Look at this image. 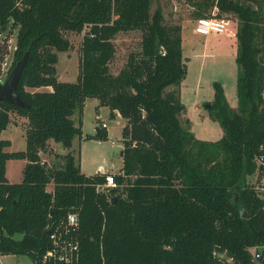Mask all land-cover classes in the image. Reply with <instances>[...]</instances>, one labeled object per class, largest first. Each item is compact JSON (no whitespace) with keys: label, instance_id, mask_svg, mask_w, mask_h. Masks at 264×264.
I'll return each mask as SVG.
<instances>
[{"label":"trees","instance_id":"1","mask_svg":"<svg viewBox=\"0 0 264 264\" xmlns=\"http://www.w3.org/2000/svg\"><path fill=\"white\" fill-rule=\"evenodd\" d=\"M187 1L196 15L215 8L235 17L237 106L214 83L208 115L223 131L216 141L197 139L181 118V25L166 24L152 0H0V35L16 28L9 72L28 52L17 85L27 106L0 101V133L21 117L26 143L9 151L0 137V254L52 264L42 261L47 230L76 212L78 264H253V248L264 263V190L248 182L260 180L254 158L264 145V0ZM132 30L141 32L139 49L111 73L113 40ZM81 32L77 78L61 81L57 53L71 48L67 33ZM91 97L127 121L116 184L100 190L105 174L82 173L70 152L59 168L39 155L49 140L70 149L81 137L72 114ZM85 138L108 133L99 123ZM9 159L25 160L20 182L6 178Z\"/></svg>","mask_w":264,"mask_h":264},{"label":"rangeland","instance_id":"2","mask_svg":"<svg viewBox=\"0 0 264 264\" xmlns=\"http://www.w3.org/2000/svg\"><path fill=\"white\" fill-rule=\"evenodd\" d=\"M157 6L161 7L166 24L181 25L182 53L186 73L180 82L179 93L191 123V131L197 139L216 141L222 137L223 131L219 123L209 117L207 107L214 99V83H219L229 105L237 106L234 23L230 22L231 24L227 26V31L224 33L200 34L194 32V25L195 20L201 16L196 15L195 9L187 0H152L151 11ZM216 13L217 10L212 8L210 14L204 16H215L227 22L234 21L232 18L235 17L232 14L227 13L218 17ZM82 33H67L66 36L71 43V48L57 53L56 70L61 81L73 82L77 78ZM140 38L141 32L138 30L120 32L115 36L113 40L115 55L109 63L111 73L116 74L126 62L128 54L139 49ZM205 38L209 40V43L204 46L206 44ZM15 43L16 28L0 35L1 82L6 79L11 68ZM96 104V98H87L80 115L77 110L72 114L75 125L79 123L81 125L82 135L81 137H74L70 149L50 140L54 143L53 147L57 154L52 152L48 146V154H54V157L51 156V158H54L55 163L51 165L46 162L48 166L62 167L64 165L63 159V162L60 161L62 154L70 152L85 174L95 173L98 165H101L103 172L115 174L120 170L123 146L121 132L127 121L120 116L119 122H117V114L114 113L115 116H113L107 107ZM181 118L185 120V117L181 116ZM100 122H105L107 125L108 139L102 141L86 139V135H92L96 124ZM23 124V118L13 117L8 128L2 132L1 138L12 140V148H7V150L25 149ZM47 161L49 160L47 159ZM24 165L25 160L23 159L6 161L9 182L21 181ZM256 180L255 175L248 177L249 183H256L257 185ZM50 185L51 183L48 184V186ZM252 251L253 249L250 253ZM0 264H34V262L25 254H0Z\"/></svg>","mask_w":264,"mask_h":264},{"label":"built area","instance_id":"3","mask_svg":"<svg viewBox=\"0 0 264 264\" xmlns=\"http://www.w3.org/2000/svg\"><path fill=\"white\" fill-rule=\"evenodd\" d=\"M228 22L224 19L215 16H201L195 20L194 32L200 34L209 33H223L227 30ZM101 126L105 123L100 122ZM254 162L256 168L261 173L257 188L264 190V145H261L255 155ZM114 173H105V181L102 185H98L97 190L102 187L115 186ZM78 215L76 212H70L66 218L59 223L50 227L48 233L50 239V247L42 256V261L52 264H78L80 259V245L78 238ZM260 258L262 253L258 248H253L251 255L255 254ZM221 258L225 257L224 253L219 255ZM264 258V254H263ZM228 264H232L231 258H225Z\"/></svg>","mask_w":264,"mask_h":264},{"label":"water","instance_id":"4","mask_svg":"<svg viewBox=\"0 0 264 264\" xmlns=\"http://www.w3.org/2000/svg\"><path fill=\"white\" fill-rule=\"evenodd\" d=\"M28 59V52H25L23 56L15 63L11 71L8 73L6 79L1 82L0 81V101H9L11 103H14L20 107L27 106L26 103H24L18 93H17V85L20 78V75L22 73V70L24 66L27 63ZM210 105H207L209 107ZM241 216L246 217V211L244 208L241 209ZM50 232V228L47 230V233ZM257 251H255V254L251 255V260L253 264H264L261 259L257 256Z\"/></svg>","mask_w":264,"mask_h":264},{"label":"crops","instance_id":"5","mask_svg":"<svg viewBox=\"0 0 264 264\" xmlns=\"http://www.w3.org/2000/svg\"><path fill=\"white\" fill-rule=\"evenodd\" d=\"M230 22H233L234 23V26H235V22L234 21H228V24H227V26L228 25H230L231 23ZM235 28V27H234ZM227 31V30H226ZM225 32V31H224ZM223 32V33H224ZM209 34H211V33H209ZM208 34V35H209ZM233 34H235V29H233ZM234 38H235V36H234ZM205 42H206V44H204V46L205 45H208V43H209V40L208 39H206L205 38V40H204ZM235 53H236V42H235ZM58 75V74H57ZM58 79H59V75H58ZM48 89H50V88H48ZM179 95H180V93H179ZM87 99V98H86ZM97 99V98H96ZM181 100V99H180ZM85 104H86V100H85ZM84 104V105H85ZM99 104V100L97 99V104L96 105H98ZM106 107V106H105ZM108 108V107H107ZM197 108H199V107H197ZM109 109V108H108ZM110 111V110H109ZM115 114H117L118 116L116 117L117 118V122H119V119H120V115H119V113L117 112V111H113ZM110 113V112H109ZM99 116V115H98ZM113 116H115V115H113ZM182 116L183 117H185L186 119H188L189 120V118L187 117V115H186V112H184L183 114H182ZM125 122V121H124ZM103 123H105V122H103ZM10 125V124H9ZM8 125V126H9ZM106 125V124H105ZM191 125V124H190ZM8 126L4 129V130H6L7 128H8ZM11 126H12V124H11ZM106 130H107V133H109V131H108V129H107V125H106ZM4 130H2L1 131V133H0V136H1V134H2V132L4 131ZM8 130H10V129H8ZM9 141H10V146L8 147V148H12V140H10V139H8ZM73 143V142H72ZM53 145H54V143L52 142V141H48V146H50L49 147V149H52V152H54V153H56L57 154V152L54 150V147H53ZM39 155H40V158H41V160L42 161H44L45 163L47 162V164H51V165H54L55 163H54V158H51V156H53L54 157V154H52V155H49L48 154V151L47 152H44V151H40V153H39ZM63 155V154H62ZM45 156V157H44ZM49 160V161H47V159ZM56 158V157H55ZM60 161L61 162H63L62 161V158H60ZM50 162V163H49ZM52 162V163H51ZM79 166H80V164H79ZM80 171L82 172V169H81V166H80ZM83 173V172H82ZM95 173H108V172H103V168L101 167V165H98L97 167H96V169H95ZM95 173H93V174H95ZM5 174H6V178H7V170H6V164H5ZM85 174V173H84ZM86 175H91V174H86ZM8 179V178H7ZM9 181V180H8ZM48 189L49 188H53V185H50V186H48L47 187ZM51 189H49V190H51Z\"/></svg>","mask_w":264,"mask_h":264}]
</instances>
